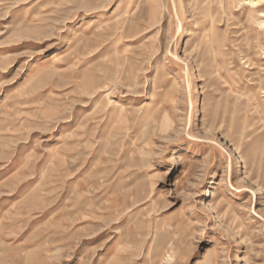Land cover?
Segmentation results:
<instances>
[{"label": "rangeland", "instance_id": "rangeland-1", "mask_svg": "<svg viewBox=\"0 0 264 264\" xmlns=\"http://www.w3.org/2000/svg\"><path fill=\"white\" fill-rule=\"evenodd\" d=\"M261 13L0 0V264H264Z\"/></svg>", "mask_w": 264, "mask_h": 264}, {"label": "bare ground", "instance_id": "bare-ground-1", "mask_svg": "<svg viewBox=\"0 0 264 264\" xmlns=\"http://www.w3.org/2000/svg\"><path fill=\"white\" fill-rule=\"evenodd\" d=\"M259 2V0H248V4L250 5V6H256V4ZM261 14H263L264 15V13H261ZM209 18H211V15L210 14H208L207 15ZM259 25H260V27L262 26V27H264L263 25H264V21H261L260 23H258Z\"/></svg>", "mask_w": 264, "mask_h": 264}]
</instances>
